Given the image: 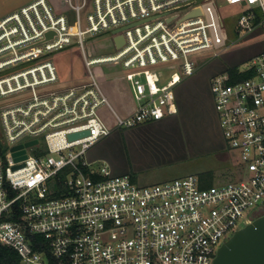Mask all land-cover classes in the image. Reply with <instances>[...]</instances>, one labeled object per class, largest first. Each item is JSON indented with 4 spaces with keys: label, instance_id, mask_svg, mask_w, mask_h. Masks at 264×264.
Instances as JSON below:
<instances>
[{
    "label": "built area",
    "instance_id": "built-area-1",
    "mask_svg": "<svg viewBox=\"0 0 264 264\" xmlns=\"http://www.w3.org/2000/svg\"><path fill=\"white\" fill-rule=\"evenodd\" d=\"M59 1L30 0L0 18V244L24 264H212L223 242L264 213V47L251 76L210 78L241 178L205 187L187 174L140 185L105 166L89 176L80 157L111 133L109 116L116 127L175 114L174 87L199 56L219 52L206 0ZM224 1L245 8L240 30H264V0ZM107 31L117 51L88 54L87 36ZM77 49L83 72L62 78L52 56ZM102 66L123 70L109 81L132 93L124 113L109 101Z\"/></svg>",
    "mask_w": 264,
    "mask_h": 264
},
{
    "label": "rangeland",
    "instance_id": "rangeland-1",
    "mask_svg": "<svg viewBox=\"0 0 264 264\" xmlns=\"http://www.w3.org/2000/svg\"><path fill=\"white\" fill-rule=\"evenodd\" d=\"M28 1L0 0V18ZM53 1L60 7L59 0ZM206 1V4H200L211 24V38L219 55L210 53L199 56L197 60L200 66L194 74L174 87L175 114L166 115L160 120L116 127L109 116L111 133L80 157L81 161L88 163L85 167L81 166L86 175L93 176L92 170L99 172L105 166L110 174H128L140 185L157 184L187 174L199 177L208 171L213 173L210 185L241 178L235 164V152L226 146L217 121L210 78L230 66H237L240 70L252 66L253 58L264 46V30L256 27L246 32L238 28L237 17L245 10L240 4H227L224 0ZM84 16L83 12V23ZM260 17L257 12L255 23ZM85 48L93 56L117 51L110 31L88 35ZM52 58L62 78L83 72L82 56L78 49L70 54L58 52ZM101 68L112 107L116 112L124 113L133 103L132 93L122 80L118 88H115L117 83L110 82L119 77L123 70L109 66ZM123 89L126 91L120 92L122 95L119 96L117 92ZM78 149L73 148L75 151Z\"/></svg>",
    "mask_w": 264,
    "mask_h": 264
},
{
    "label": "water",
    "instance_id": "water-1",
    "mask_svg": "<svg viewBox=\"0 0 264 264\" xmlns=\"http://www.w3.org/2000/svg\"><path fill=\"white\" fill-rule=\"evenodd\" d=\"M200 13V10L192 11L190 14ZM123 36L115 37L117 46L123 43ZM82 133H72L70 138ZM36 142L33 140L30 144ZM24 151H21L23 154ZM25 155L19 156V159ZM212 264H264V213L257 216L244 227L236 230L231 237L222 243Z\"/></svg>",
    "mask_w": 264,
    "mask_h": 264
},
{
    "label": "trees",
    "instance_id": "trees-1",
    "mask_svg": "<svg viewBox=\"0 0 264 264\" xmlns=\"http://www.w3.org/2000/svg\"><path fill=\"white\" fill-rule=\"evenodd\" d=\"M222 72H228L232 80H241L253 74L252 69L240 70L237 66H230L225 68ZM221 73V72H218ZM216 74V73H214ZM202 185H210L213 178L211 171L204 172L200 176ZM98 178V176H95ZM0 264H24L16 250L13 248L0 244ZM49 264H59L55 259L50 258Z\"/></svg>",
    "mask_w": 264,
    "mask_h": 264
},
{
    "label": "crops",
    "instance_id": "crops-1",
    "mask_svg": "<svg viewBox=\"0 0 264 264\" xmlns=\"http://www.w3.org/2000/svg\"><path fill=\"white\" fill-rule=\"evenodd\" d=\"M263 47H264V46H263ZM189 77H190V76H189ZM186 79H187V78H186ZM184 80H185V79H184ZM117 93H118L119 96L122 95V93H120V92H117ZM109 172H110V171H109ZM131 179H132V178H131ZM132 180L134 181V180H136V179H132ZM134 182H135V181H134Z\"/></svg>",
    "mask_w": 264,
    "mask_h": 264
}]
</instances>
